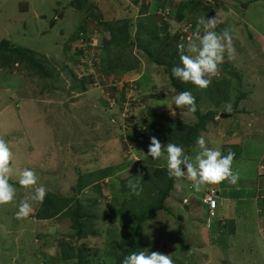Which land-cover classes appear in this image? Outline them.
Here are the masks:
<instances>
[{"label": "rangeland", "instance_id": "374dc122", "mask_svg": "<svg viewBox=\"0 0 264 264\" xmlns=\"http://www.w3.org/2000/svg\"><path fill=\"white\" fill-rule=\"evenodd\" d=\"M72 1L0 0V43L26 49L42 65L34 69L23 60L0 67V137L5 138L13 150L14 170H34L38 176L37 186L43 185L47 194L73 199L71 193L76 189L80 173L96 175L101 171L111 176L103 180L95 176L93 179L98 180V185H88L79 192L77 197L82 206L80 203L78 215H84L83 218L70 217L77 207L73 201L67 210L69 216L60 213L58 215L62 216H57L58 219L40 221L36 212L41 202H33V211L27 218H17L18 203L29 190L19 185V177L14 174L10 183L17 189L16 199L12 204L0 205V264H74V258L67 261L59 257L62 249L75 245L83 250L84 264H119L120 248L133 245L131 232L137 228V222L132 215L144 213L146 204L141 202L133 207L127 203L131 197L123 191L121 184L127 185L129 176L141 167L167 170L166 154L154 160L147 156V151L153 136L165 146L168 142L155 132L144 133L142 122L149 119L151 112L186 125L197 120L186 108L175 107L173 97L178 93L164 74L163 67L150 62L140 49L139 41L134 38L139 21L142 26L155 24L158 27L165 20L170 21L172 31L175 29L176 32H172L167 43L176 41L177 45H187L208 3L218 8L222 23L217 24L215 31L232 29L240 44V49L236 48V58L229 60L225 56L218 75L211 80L221 82L225 79L224 83H229V100L220 102L216 112L230 117L222 122L216 115L206 129L200 131L199 137L203 135L210 148L217 145L216 138L210 139L214 128L218 129V125L212 126L215 119L224 134L228 131L240 135L245 131L252 135L257 133L252 137L254 139L245 138L244 141L250 145L251 155L244 152L235 163L240 170L237 171L239 179L248 177L251 185L256 178L254 165L263 157L258 133H263V140L264 0H194L198 13L181 24L172 21L179 0H159L165 7L156 10H151V0H141L137 4L134 0H84L82 8L73 7ZM100 21L118 27L125 23L128 27L126 33H130L129 41L124 45H107V33L100 35L98 42L84 40L83 29L91 26L93 29ZM75 32H79L78 36L74 35ZM179 34L183 36L176 39ZM162 36L159 34L160 39ZM78 38H82L80 44L73 42ZM167 43L160 48H157L159 43L149 46V51L154 48V58L170 50ZM66 45H72L75 50L66 53ZM79 52L88 55L78 56ZM106 53L121 56L134 67L123 66L121 70H127L125 76L122 72L104 74L100 62ZM18 58L22 59V56ZM37 72L50 74V77L43 74L46 79H40ZM48 78H57V81L51 83ZM81 81L84 89L77 86ZM228 104H231L230 112L226 109ZM197 106L200 113L214 108L207 94L201 95ZM239 118L250 123L247 125L249 130L237 123ZM154 120L158 118L154 117ZM199 151L196 142L189 150L185 149L192 157ZM133 180L140 181L141 194L146 197L144 191L150 179ZM179 182L180 193L173 189L165 200L164 210L161 208L153 219L141 223L137 238L144 250L170 254L173 260L183 257L185 248L196 251L206 247L202 229L208 214L198 198L202 194L195 195L194 189H187L191 182L186 179ZM250 196L232 206L234 213L231 211V219L225 222L231 227L230 231H234L231 235H228L229 228L219 234L217 219L210 220V241L216 247L209 251L213 260L219 255L220 248L229 264H264V223L260 225L254 216L264 215V197L261 204L251 205L253 197ZM184 197L188 204L182 203ZM258 208L263 212L259 213ZM195 215H200L195 229L180 223L197 219ZM231 215H246L247 219L244 223L245 219ZM79 224L91 234L78 239L75 230L79 229ZM195 258L200 261L204 256L198 254Z\"/></svg>", "mask_w": 264, "mask_h": 264}, {"label": "trees", "instance_id": "16d2710c", "mask_svg": "<svg viewBox=\"0 0 264 264\" xmlns=\"http://www.w3.org/2000/svg\"><path fill=\"white\" fill-rule=\"evenodd\" d=\"M141 0H134V3H138ZM146 1V0H143ZM150 2L151 10H156L158 7L164 8L165 4L160 3L159 0H151ZM84 3V0H73L71 2V5L76 8H82V4ZM204 4V3H203ZM209 6L206 9V12L203 16L212 18V16H220L222 15L221 12L218 10L217 7L213 6L211 3H208ZM206 5V4H204ZM202 5V7L204 6ZM201 7V9H202ZM208 10V11H207ZM88 11V10H87ZM198 12L195 10L194 0H179L176 2L175 7V14L173 15V22L176 24H181L185 19L191 18L192 15L197 14ZM166 22L161 26L158 27L155 24H148V26H142L141 21L137 22V30L135 39L139 41V47L144 52L145 56L148 58V60L152 63H155L158 66L163 67L164 74L167 76L168 80L171 82V85L175 88L177 93H180L181 91H189L192 93V95L195 97L196 105H198L201 95L207 94L208 99L212 102V105L214 106L213 109H210L204 113H200L199 108L197 106V111L194 114V116L197 118L196 122L190 125H186L183 123H180L176 119H167L163 115H158L155 112L149 113L148 118L144 119L142 122L146 132H155L159 135L164 136V139L168 143H175L178 145H182L186 150H189V148L195 144L197 141V138L199 137L200 131H204L206 129L207 124L214 119V117L218 114L216 112V109L220 106V102H227L228 100V91H229V83H224L226 81L223 79L221 82H214L211 81L209 87L206 89H199L196 86L192 85L191 83H184L181 80L175 78L172 76V68L175 66L180 65V59H179V51L176 44V41L173 43H167V40H169L170 36H172V32H176L174 29L172 31L171 22L165 20ZM104 26L109 30L108 37H107V45L117 46V45H124L129 41L130 33H126L127 28L125 27V23H123L121 26H116V24L105 22ZM83 32L85 33V30L83 29ZM79 33V32H78ZM78 33L75 32L74 35L78 36ZM159 34L163 35L160 39ZM183 35H177L176 39L179 37H182ZM142 38H146V40L142 41ZM153 43L157 44L159 43V46L157 48H160L164 44H169L167 47H170L168 51H165V53H162L159 57L154 58L153 52L149 51V46H152ZM131 44H133V41H131ZM235 48L237 47L236 44ZM106 46V45H105ZM65 50H67L66 53H69V51L75 50L70 45L64 46ZM29 52V51H28ZM26 52V49H22L19 47H15L12 45H8L5 42L0 43V67H6L8 65H11L15 61L23 62V60L27 61L28 65L34 69L35 67H41V63L38 60H35L33 57V54H30ZM22 54V55H20ZM78 56H85L83 53H78ZM75 55V53H74ZM110 53H106V57L101 58V72L103 71L104 74H112V73H119L122 72V75L125 76L127 74V70L121 68L123 66H127V68L134 67L132 62H126L122 60L121 56H115L111 55ZM19 56H22V59L18 58ZM23 57L25 59H23ZM108 57V59H106ZM106 59V60H105ZM78 63L77 61H75ZM135 66L138 68L139 64L136 63ZM41 72V71H40ZM37 72V77L40 79H46L45 76L42 73ZM70 74L74 77H77V74H74L72 71H70ZM79 74V73H78ZM50 77V76H48ZM54 78V77H53ZM48 78L49 81L55 82L57 81V78ZM212 80V79H211ZM80 81V80H79ZM77 86L81 89H84L83 82L77 83ZM65 106V105H63ZM154 117H157L158 120L155 121ZM134 131V130H133ZM135 132V131H134ZM130 134L132 132L130 131ZM140 136V135H138ZM134 167H131L133 170ZM150 173V174H149ZM141 175V176H140ZM97 176L96 178L99 180H103L106 177H110V175H104L103 172H99L98 174H79L77 181H76V189L74 192L71 193L73 196V199L70 197L60 196L55 193H48L46 194L45 199L43 202H41V205L36 212V216L38 219L47 220L51 218H56L57 216L61 217L63 216H69L68 215V208L71 206L73 201L76 202L77 207L75 208V211L72 210L70 213V217L72 218L73 215H76L77 217L82 218L84 215H78V208L80 207V203L82 206V202L78 201V194L83 189L86 188L88 185H93L98 180H94L93 178ZM139 178L140 180H147L150 179L148 182V188L145 189L144 193H146V197L144 195L140 194L139 197H135L128 188L126 184L123 185V191L128 192V194L131 197V200L127 203H130L132 206L134 204L138 205V203H145L146 206L145 212L140 214L139 216L132 215L135 221L137 222V228H135L131 232V237L133 241V245L129 247H123L120 248V254L121 258L119 260V264H122V260L125 256L131 254L134 251H140L144 250L143 245L141 241L138 242V235L140 234V228L141 223H143L145 220L153 219L161 208L164 210V203L165 200L170 196L173 189H175V180L174 178L169 177L167 170L164 169H152L150 167H141L138 169H135L133 173L129 176L128 181L130 179ZM98 185V183H96ZM264 197V194H263ZM263 197L260 199L262 200ZM126 203V204H127ZM135 205V206H136ZM134 207V206H133ZM264 208V205H263ZM263 210V209H261ZM62 215H58V214ZM81 224V222H80ZM79 224V229L75 230V235L78 239L85 238V236H88L86 234H91L90 231L86 233L84 229H82L81 225ZM223 229V228H222ZM141 243V244H140ZM62 254L59 257L61 260H70L74 258L76 261L74 264H84L83 260V250L82 248L75 245V247H70L68 249H62Z\"/></svg>", "mask_w": 264, "mask_h": 264}, {"label": "clouds", "instance_id": "9594fccd", "mask_svg": "<svg viewBox=\"0 0 264 264\" xmlns=\"http://www.w3.org/2000/svg\"><path fill=\"white\" fill-rule=\"evenodd\" d=\"M221 22L217 16L212 18L201 16L199 18L197 28L192 37L189 38L187 45L184 43L177 45L180 65L172 68L173 77L184 83H191L199 89H206L209 87L211 79L218 75L225 56L229 60L236 58L233 30L226 28L219 33L215 31L217 24ZM84 30L86 37L83 39L94 42L100 40V35L109 33L103 21H100L93 29L91 26L90 29L84 28ZM81 40L82 38H78L73 42L80 44ZM70 46L72 47V45ZM173 102L178 109L186 108L192 113L197 111L195 97L189 91H181L175 95ZM226 109L230 112L231 104L226 105ZM196 143L200 151L192 157L186 154L182 145L170 142L165 146L153 136L150 138L147 156L159 160L166 154V167L169 177L177 181L186 179L191 182V186L196 192L202 191L207 185H216L224 181L232 185L237 184L240 178L239 172L233 171L232 168L235 153L229 151L227 155H223L219 148L208 147L203 135L197 138ZM13 160L14 153L10 143L5 138L0 137V205L12 204L15 201L17 189L10 183V180L14 174L18 175L19 185L29 191L19 201L16 215L17 218H27L33 211V202H43L47 190L43 185L37 186L38 176L34 170L28 168L18 172L14 170ZM127 186L133 195L139 196L143 191L139 180L130 179ZM207 217L208 215H206L204 224L209 227L210 221L207 225ZM122 264H174V262L170 254L140 250L125 256Z\"/></svg>", "mask_w": 264, "mask_h": 264}, {"label": "crops", "instance_id": "0c3cea01", "mask_svg": "<svg viewBox=\"0 0 264 264\" xmlns=\"http://www.w3.org/2000/svg\"><path fill=\"white\" fill-rule=\"evenodd\" d=\"M221 23H219V24H221ZM257 33H259V32H257ZM233 36H234V44L237 45L236 48L240 49L239 41H237L235 35H233ZM230 93H229V95H230ZM229 95H228V97H229ZM228 100H229V98H228ZM219 114H217V116H218V118L222 119V122H223L226 118H221ZM221 114H223V113H221ZM245 118L237 119V123L238 124H242L245 127V129L249 130L247 125L250 124V123L248 121L245 123ZM249 121L251 122L253 120L249 119ZM219 124L220 123L217 121V119H215V122H214V124L212 126L216 127V125H218V129L214 128L215 132L211 133L213 137L210 136V139L213 140L214 138H216L214 141H217L216 142L217 145H215V146H213L211 148H219L223 155H227V153L229 151L234 152L235 153V159L233 161L232 168H233V171H236V172L239 171L240 172V170L235 166V163L237 161H239L240 158H242L244 152L249 153L248 154L249 156L251 155V150H250L251 147H250V145L248 143L244 142L245 138L254 139L255 137L254 138H252V137L253 136H257V133L252 135V133H249V131H245V132H243L240 135L238 133L234 134V132L231 133V131H228L227 133L224 134L222 132V129L219 128ZM262 134L258 133V135H259L258 140L260 139L259 140L260 141L259 144L262 147L260 155L263 156L262 157V159H263L264 158V155H263L264 154V138H263V140L261 139V135ZM248 150H249V152H248ZM258 159H257V162L254 165V170H253L254 171V177H256L255 180L253 179L254 180L253 185H251L249 183V179L250 178L245 177L243 179L242 178L239 179V181L235 185L229 184L227 181H224V182H222L220 184H216V185H207L200 192H196L195 191V193H196L195 195H197L198 193H201L203 195L204 192L206 191V189H208V188L216 189V191L218 193V199H217V208L215 209V211H217V209H218V213L216 212L215 218L218 221V229H219L218 233L219 234H223V231H224L225 228H227V229L229 228V232L226 230L228 232V235H231L232 232H234V231H230L231 227H227L225 222H226L227 219H231V217H230L231 211H233V213H234V210L232 209V206L236 202H242L243 200L246 199L247 196L249 197V195H251L250 197H253V199L250 200V204L251 205L252 204H256V202L259 204L260 199L263 197V195H261V191L262 192L264 191L263 190L264 189V176H259L258 175L259 174V165L261 164L262 159H261V161L258 160ZM256 173H257V176H256ZM178 183H180V182L175 180V188L177 190L176 193H180V189H181L180 185ZM187 189L192 190L194 188L191 185H189L187 187ZM202 195H201V197L197 196L199 198V200H200V203H201ZM168 201H170V199H168ZM182 203L188 204V200H187L186 197L183 198ZM260 204H261V202H260ZM175 206L176 205H174V207ZM203 206H205V205H203ZM205 208H206V211H207V207L206 206H205ZM188 209H190V208H188ZM261 209L262 208H258V212L259 213L263 212V210H261ZM201 210H202V207H201ZM203 212H205L204 208H203ZM231 216H235L234 218H237V219H240V217L243 218V219H245V218L247 219L246 215H231ZM254 216H256V219L259 220L260 225H262L264 223V222H261V220L264 219V215H254ZM195 217H197V216L195 215ZM56 219H58V218H56ZM198 219H200V215L197 217V219L196 218H191V221L189 223H185L184 221H181L180 223H182L187 228L195 229L199 225V223L197 222ZM246 219L243 220L244 223H245ZM47 220H49V219H47ZM40 221H46V220H42L41 219ZM203 226H204V228L202 230H204L203 238H204V243L206 245L205 249H203V250L196 249V251H195L194 249L185 248L184 256L181 257V258L180 257H175V260H173L174 264H229V261L225 257H223V255L221 254L222 251L220 250V248H218L219 255H217V256L214 255L215 257H214V260H213V255L210 254L209 251L215 249L216 247L210 241L211 240V237H210L211 231L209 230V228H210L211 225L209 227H207L204 224ZM233 227H235V225ZM259 228H260V231L263 232L262 227H259ZM242 231H244V234L246 233L245 229L242 230ZM258 231H259V229H258ZM196 243H197V241L194 242V244H196ZM225 246H227V244H225L224 247ZM207 253L209 255H206ZM198 254L204 256V258H202L200 261H197V259L195 258V257L198 256ZM186 258H187V260H189L191 262L184 261ZM194 260H195V262H193Z\"/></svg>", "mask_w": 264, "mask_h": 264}, {"label": "built area", "instance_id": "2783aa9c", "mask_svg": "<svg viewBox=\"0 0 264 264\" xmlns=\"http://www.w3.org/2000/svg\"><path fill=\"white\" fill-rule=\"evenodd\" d=\"M88 55V53L86 54ZM86 57V56H85ZM259 176H264V158L262 159L261 164L259 165ZM217 199L218 193L214 188H208L204 192L201 203L207 207V225H209L210 219L215 215V209L217 208Z\"/></svg>", "mask_w": 264, "mask_h": 264}, {"label": "water", "instance_id": "95a60500", "mask_svg": "<svg viewBox=\"0 0 264 264\" xmlns=\"http://www.w3.org/2000/svg\"><path fill=\"white\" fill-rule=\"evenodd\" d=\"M220 117L221 118H228L229 115H227V114H221ZM185 208L188 209L187 205H185Z\"/></svg>", "mask_w": 264, "mask_h": 264}]
</instances>
